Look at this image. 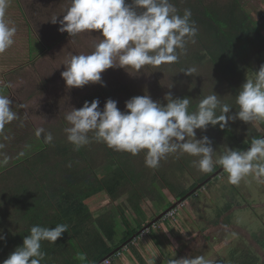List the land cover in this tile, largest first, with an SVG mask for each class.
Listing matches in <instances>:
<instances>
[{
    "label": "trees",
    "instance_id": "16d2710c",
    "mask_svg": "<svg viewBox=\"0 0 264 264\" xmlns=\"http://www.w3.org/2000/svg\"><path fill=\"white\" fill-rule=\"evenodd\" d=\"M126 2L131 4L132 0ZM170 2L181 16L185 9L191 10V20L195 22L198 31L194 38L195 43L189 41L185 51L177 50L179 53L177 62L155 68L159 72L172 69L176 71L178 77H182L185 74L182 71L187 68L196 69L193 75L185 74L190 83L186 86V91L173 96L189 98L190 112L196 110L204 96L217 94L222 104L232 106L229 115L234 114L239 110L235 99L242 84L264 64V32L258 25V19L253 18L247 11L243 0H170ZM11 9L12 7L8 5L4 18L11 21L18 31L19 21L13 16ZM16 9L19 10L17 16L26 17L25 9L21 7L20 2ZM29 29L27 34L31 37L30 55L35 59L39 55L41 44L40 41L35 42L34 29L31 27ZM21 35L15 34V42ZM204 66H208L210 73L205 79L197 76V68L201 71ZM24 68L18 66L0 75V95L11 97L9 92L11 94L13 92V73ZM40 93L41 90L36 93V98ZM132 97L134 96L122 91L112 93L107 86H102L86 101L91 102L98 98L102 110L106 101L111 98L118 102V108L122 110L125 109V102ZM10 100L13 110L18 113L15 98L12 97ZM166 103L164 100L163 104ZM20 105L22 106L21 103ZM219 114L217 110V115ZM48 130L39 138L35 133L20 134L22 136H18L19 139L14 145L13 157H0V210L6 201L12 206L16 216L11 223L13 227L8 228L4 235L6 239L0 240V264L18 246H22L24 237L30 234L31 227L40 225L54 228L57 224H67L68 231L55 244L49 241L41 242V251L45 253L41 264H99L106 259H110L112 264L113 257L122 255L123 247L133 240V235H141V230L149 224H145V219L143 221L141 218L146 213L141 204L143 199L154 201L159 207L158 213H162L175 204L174 200L167 199L166 192L179 193V199H182L221 168L214 165L211 172L201 173L198 182L185 189L168 180L167 167L172 164L175 169L185 171L193 167L192 162L198 157L177 153L180 160L174 159L175 162L161 160L157 169H151L146 168L142 162L145 156H139L135 162L133 160L135 155L128 152L116 151L111 155L107 145L96 141L92 133L88 134L90 142L79 150L68 142L67 137L61 139L60 131L57 132L56 140L53 136L52 142L46 143L44 135L51 133L53 129ZM196 133L198 139L203 136L210 138L212 147L216 150L214 155H221L228 147L244 151L250 146L253 138L263 137L256 126L241 120L229 121L224 129L219 125L215 127L209 125L207 130L197 129ZM219 143L224 144V148ZM98 154L101 156L98 157ZM104 166L108 167L106 173H100ZM23 170L28 171V174ZM17 171L15 181L9 182L8 178H14ZM212 180L207 182L210 183ZM101 191L108 193L114 200L128 195V204H124L120 209L122 218L130 223L125 216V210L132 209L135 217L143 221L141 223L134 218V222L140 226V232L131 228L124 239L116 244L118 217L112 212L95 217L88 206L91 198ZM199 195L192 194L185 201H192L194 204ZM226 210L221 209V214ZM218 216L219 219L215 221H206L208 227H212L213 230L220 227L218 225L222 216ZM149 218V222L155 219L152 214H149ZM168 218L171 217L166 215L164 220ZM252 242L247 248L237 247L238 251L230 257L228 264H264V254L256 249L260 242L257 239H253ZM210 246L205 243V252H192L191 258L196 256L205 258Z\"/></svg>",
    "mask_w": 264,
    "mask_h": 264
},
{
    "label": "clouds",
    "instance_id": "9594fccd",
    "mask_svg": "<svg viewBox=\"0 0 264 264\" xmlns=\"http://www.w3.org/2000/svg\"><path fill=\"white\" fill-rule=\"evenodd\" d=\"M7 7L8 0H0V53L14 44L17 31L12 22L4 18ZM191 15L190 9H185L182 16L178 14L170 0H132L131 4L126 0H68L63 18L54 15L49 21L54 25L59 23L58 30L67 32L70 37L94 31L99 35L90 54H73L62 64L65 70L61 76L66 87L82 88L90 83L106 86L102 73L110 68H123L132 74L129 69L140 72L145 66L159 67L177 62V50L183 52L189 41L195 43L198 29ZM182 72L192 75L196 69L187 68ZM164 99L166 104L154 101L150 95L134 96L125 102L124 111L111 98L102 110L98 98L85 101L83 107H72L64 115L69 125L64 129L67 140L79 150L90 142L88 134L92 133L96 141L116 151L132 155L143 151L145 166L151 169H157L160 161L171 154H188L198 157L192 164L201 172H211L214 165H219L227 173L230 184L238 185L247 176L257 183H264V137L253 138L246 151L228 147L214 159L216 150L210 138L198 139L196 133L197 129L207 130L209 125L224 129L229 121L252 123L264 120V64L242 84L235 99L239 110L234 114L229 115L232 106L222 104L217 94L204 96L192 112L187 97L173 98L168 92ZM17 118L18 113L13 110L9 96L0 95V128ZM44 132L43 128H38L35 134L39 138ZM44 139L51 143L53 136L49 132ZM67 231V224H57L54 228L31 227L22 246H18L2 264H41L45 258L41 242L55 244ZM148 231L149 228L141 235ZM4 239L6 237L0 234V240ZM133 244L125 246L121 252ZM168 264L207 262L203 256H196L169 259Z\"/></svg>",
    "mask_w": 264,
    "mask_h": 264
},
{
    "label": "rangeland",
    "instance_id": "374dc122",
    "mask_svg": "<svg viewBox=\"0 0 264 264\" xmlns=\"http://www.w3.org/2000/svg\"><path fill=\"white\" fill-rule=\"evenodd\" d=\"M243 1L245 8L252 14L253 18L258 19L259 10L264 12V0ZM19 2L21 7L25 9L26 17L17 16L19 10L16 8H18ZM19 2L8 0V5L12 7L13 16L19 21L16 34L22 35L18 37L16 42L14 39L15 45L13 44L5 52L0 53V75L9 70H14L18 66L25 67L13 73V92L12 94L9 92L11 96L9 98H15L18 113L20 112L18 118L11 121L13 128L11 143L14 142L13 145H15L17 139L22 136L20 134L36 133L38 128L53 129L51 133L55 134L52 135L55 140L58 138L57 132L60 131L61 139H64L66 138L64 129L69 126L64 119L65 113L71 111L72 107L77 109L82 107L86 99L99 91L102 86L90 83L82 88L68 89L65 80L61 76V72L65 70L62 64L73 54H90L94 50L95 43L98 42L97 35L99 33L96 31L93 33L84 32L75 37H70L67 32L61 33L58 30L59 23L54 25L49 21L54 15L59 16L58 19L63 18L62 14L68 6V0H19ZM262 22L264 23V21L258 19V25L264 32ZM29 27L34 29V36H36V41L33 39V42L40 41L41 44L39 55L35 59L30 55L31 37L27 34V31L30 30ZM47 47L48 49H46ZM199 69L197 68V76L205 79L210 74L208 66H204L201 71ZM129 71L132 74H129L123 68H110L102 73V80L112 93L122 91L131 96L150 95L154 101L159 100L161 103L164 102L166 93L171 92L173 96L183 93L186 91V86L190 84L185 74L178 77L176 71L169 68L159 72L153 66H145L140 72L133 69H129ZM205 82L206 80L203 83L205 84ZM171 85L172 87L169 88ZM40 90L41 93L36 98V93H39ZM159 96L161 97L156 98ZM22 114L24 116L28 114V118H24ZM23 119L28 124V128L26 124L23 125ZM219 145L224 148V144L219 143ZM16 147L19 146L16 145ZM106 147L111 155L116 152V150ZM6 148L7 151L11 150L8 143ZM13 150L15 152V149ZM141 155L145 156L143 151L135 155L133 160L137 162ZM100 156L101 154H98V157ZM218 156L214 155V159ZM0 157L3 158L2 154ZM174 159L180 160L177 154H171L162 161L170 162L172 160V162H175ZM142 162L145 163V160H142ZM106 168L108 167L104 166L100 173H106ZM175 168L172 164L168 165V180L185 189H188L194 182H198L197 179L201 177V173H204L194 166L185 169V171H179ZM23 171L28 174V171ZM17 174L18 171L15 172L14 178L9 177V182H14ZM208 184L207 186H209ZM243 186H246L243 190H246L247 193L239 191L238 195L241 193L244 197L242 198L239 195L238 204L234 205L232 209H227L224 214H221L220 210L230 203V198L227 196L237 193L229 192L224 189L223 185L215 193L212 192L211 186L207 189L200 188L195 194L202 193L194 204L192 201L179 203L180 205L177 206L179 208L178 212L172 219L164 220L162 218L163 220H158L149 229L151 232L148 231L144 235L134 236L133 240L127 245L133 242L135 244L130 245L132 247L127 250L125 249L121 256L113 257L112 264H124L125 262H127L126 264H168L169 259L191 258L192 252H205V243L211 245L210 251L205 257L207 264H228L230 257L238 251L237 247L247 248L254 243L252 242L253 239L260 242L256 249L259 253L264 254L263 190H259V184L255 181L246 182ZM262 187L264 188V184H262ZM165 194L169 201L180 202L179 193L168 191ZM226 198H229V201ZM124 204H128V195L114 200L105 191H101L92 197L88 204L95 217L107 212H112L118 217L116 244L124 239L131 228L140 232V226L138 227L137 222H134V218L138 221H141V219L135 217L132 209L127 208L128 210H125V216L128 217L130 223L125 222L122 218L120 209ZM141 204L146 211L144 217H141L143 221L144 219L147 221L146 218H149L147 214H152L154 218H157L163 213H157L159 207L150 199H143ZM14 212L12 206L6 201L3 202L0 210V234L5 235L7 229L13 227L11 223L16 219ZM217 213L222 216L221 223L218 225L220 226L218 229L213 230L212 227H208L206 221L219 219ZM228 233L229 235H226ZM250 242L252 243L250 244ZM135 245L141 248L138 255H135L136 251H133Z\"/></svg>",
    "mask_w": 264,
    "mask_h": 264
},
{
    "label": "crops",
    "instance_id": "0c3cea01",
    "mask_svg": "<svg viewBox=\"0 0 264 264\" xmlns=\"http://www.w3.org/2000/svg\"><path fill=\"white\" fill-rule=\"evenodd\" d=\"M259 15H258V19H261V21H264V19L263 18H261V16L260 15H262V12L259 10ZM263 23V22H262ZM264 24V23H263ZM263 58H264V56H263ZM20 113V112H19ZM23 115V117L24 118H28V114H25V116H24V114H22ZM24 124H26L25 122H24V119H23V125ZM251 124H253L254 126H256L257 128H258V130H259V132L261 133V134H263V137H264V120H257V121H254V122H252ZM26 127L28 128V124H26ZM13 134V128H12V122H9V123H7L6 125H4L3 126V128H0V155L2 154V156L3 157H5V158H12L13 157V153H14V142L13 143H11V135ZM7 143H8V147L11 149V150H9V151H7V148H6V145H7ZM4 153V154H3ZM252 181H255V183H257V181L256 180H254L251 176H247V177H245L243 180H241V182L238 184V185H233V184H230L229 182H228V179H227V173H225V172H223V173H221L220 174V176H218L217 177V179H215V180H213V181H211V183L210 184H208L209 186H211V188H212V192H216V190L221 186V185H223L224 186V189H227L229 192H235V193H237V194H229L227 197H229L230 198V203H228L226 206H224V208L223 209H232V207L234 206V205H236V204H238L237 203V200L239 199V195H240V197H244L241 193H239V195H238V192L240 191V192H246L247 193V191L246 190H243V189H245V187L246 186H243L244 185V183H246V182H252ZM257 184H259V190L260 191H262L263 190V194H264V188L262 187V184H264V183H257ZM209 186H204V188L203 189H207V187H209ZM243 190V191H242ZM202 193V192H201ZM200 193V194H201ZM213 193V194H214ZM229 198H226V200H228L229 201ZM158 213V212H157ZM147 216L149 217V214H147ZM149 218H146V220L147 221H145L144 223L145 224H147V223H150L149 221L150 220H148ZM152 222V221H151ZM142 231V230H141ZM134 236H136V235H133V237ZM138 245H140L139 243H138ZM137 245V247H136V245L133 247V248H131V249H133V251H136L134 254L135 255H138L139 254V251H140V249L141 248H139L140 246H138ZM136 247V248H135ZM127 262H125L124 264H126Z\"/></svg>",
    "mask_w": 264,
    "mask_h": 264
},
{
    "label": "water",
    "instance_id": "95a60500",
    "mask_svg": "<svg viewBox=\"0 0 264 264\" xmlns=\"http://www.w3.org/2000/svg\"><path fill=\"white\" fill-rule=\"evenodd\" d=\"M250 147V146H249ZM248 147V148H249ZM247 148V149H248ZM246 149V150H247ZM246 150H244V151H246ZM223 172V169L222 168H220L218 171H216L209 179H207L204 183H202V184H199L196 188H194L192 191H190L184 198H182V199H180L179 201L180 202H176L172 207H170L169 209H167L165 212H163L161 215H159L157 218H155L152 222H150L142 231H144V230H146V229H148L150 226H154L155 225V223L158 221V220H160V219H162L163 217H165V215L170 211V210H172V209H174L175 207H177L178 206V204L179 203H181V202H183V201H185L187 198H189L192 194H195L197 191H199L200 190V188H202L203 186H204V184H206V182L207 181H210V180H212V178L214 179L215 177H217V176H219L221 173Z\"/></svg>",
    "mask_w": 264,
    "mask_h": 264
},
{
    "label": "built area",
    "instance_id": "2783aa9c",
    "mask_svg": "<svg viewBox=\"0 0 264 264\" xmlns=\"http://www.w3.org/2000/svg\"><path fill=\"white\" fill-rule=\"evenodd\" d=\"M261 18L264 19V12H262ZM177 211H178V208L173 209V210H171V211L167 214V216H169V217L172 218V217H174V215L176 214ZM143 234H144V233H143ZM133 243H134V242H133ZM118 255H120V253H118ZM99 264H111V260H110V259H106V260L102 261V262L99 263Z\"/></svg>",
    "mask_w": 264,
    "mask_h": 264
},
{
    "label": "flooded vegetation",
    "instance_id": "af4514ba",
    "mask_svg": "<svg viewBox=\"0 0 264 264\" xmlns=\"http://www.w3.org/2000/svg\"><path fill=\"white\" fill-rule=\"evenodd\" d=\"M18 114H20V113H18Z\"/></svg>",
    "mask_w": 264,
    "mask_h": 264
}]
</instances>
